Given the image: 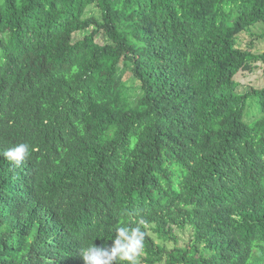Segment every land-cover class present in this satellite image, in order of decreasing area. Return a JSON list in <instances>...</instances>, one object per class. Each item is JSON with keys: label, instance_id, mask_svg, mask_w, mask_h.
I'll use <instances>...</instances> for the list:
<instances>
[{"label": "trees", "instance_id": "obj_1", "mask_svg": "<svg viewBox=\"0 0 264 264\" xmlns=\"http://www.w3.org/2000/svg\"><path fill=\"white\" fill-rule=\"evenodd\" d=\"M261 22L264 0H0V264H84L120 226L139 264H264V88L235 81Z\"/></svg>", "mask_w": 264, "mask_h": 264}, {"label": "rangeland", "instance_id": "obj_2", "mask_svg": "<svg viewBox=\"0 0 264 264\" xmlns=\"http://www.w3.org/2000/svg\"><path fill=\"white\" fill-rule=\"evenodd\" d=\"M98 17L99 14L94 6H91L86 11V16ZM90 30L78 32L74 34V41L81 40L88 35ZM95 41L99 44L105 43V38L100 34ZM237 47L243 50L249 49L254 55H261L264 53V22L249 28L247 31L240 33L237 36ZM116 78L125 86L129 94L130 100L133 101L140 94V83L135 79L131 71V65L128 63H121L118 67ZM235 81L238 84L237 93L244 94L251 92L253 89L264 88V62L262 59L253 61L251 63V70H244L235 76ZM178 246L184 245L188 232L181 233L175 231ZM159 240H157L158 242ZM176 245L173 241L167 242L166 246L171 248Z\"/></svg>", "mask_w": 264, "mask_h": 264}, {"label": "clouds", "instance_id": "obj_3", "mask_svg": "<svg viewBox=\"0 0 264 264\" xmlns=\"http://www.w3.org/2000/svg\"><path fill=\"white\" fill-rule=\"evenodd\" d=\"M30 154L29 145L19 143L9 148L3 156L19 166ZM142 223V221H141ZM144 251V232L139 226H120L115 229V238L110 247H97L91 244L82 249L84 264H139Z\"/></svg>", "mask_w": 264, "mask_h": 264}]
</instances>
